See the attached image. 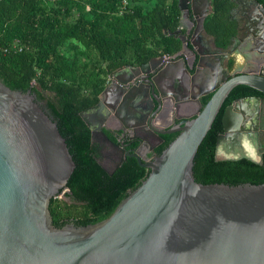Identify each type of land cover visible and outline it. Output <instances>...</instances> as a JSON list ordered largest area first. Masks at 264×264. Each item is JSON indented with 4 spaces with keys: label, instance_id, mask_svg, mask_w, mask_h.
I'll return each mask as SVG.
<instances>
[{
    "label": "water",
    "instance_id": "water-1",
    "mask_svg": "<svg viewBox=\"0 0 264 264\" xmlns=\"http://www.w3.org/2000/svg\"><path fill=\"white\" fill-rule=\"evenodd\" d=\"M190 2L179 0L181 23L189 19ZM254 7L264 16L258 0ZM261 46L264 53V41ZM184 48L196 61V45ZM176 56L159 58L168 62L165 74L194 78L188 67L193 69L195 61ZM258 70L234 72L210 90L186 94L183 100L200 103L212 92L195 114L156 131L178 134L154 159L143 162L141 150L130 154L149 169L141 184L104 220L61 227L54 225L49 206L76 167L66 138L31 89H12L0 79V264H264V183H202L194 174L197 151L231 90L244 84L264 93V71ZM151 80L158 111L164 91ZM194 85L192 80V90ZM260 118L264 100L260 107L249 100L228 106L216 158L261 163Z\"/></svg>",
    "mask_w": 264,
    "mask_h": 264
},
{
    "label": "trees",
    "instance_id": "trees-1",
    "mask_svg": "<svg viewBox=\"0 0 264 264\" xmlns=\"http://www.w3.org/2000/svg\"><path fill=\"white\" fill-rule=\"evenodd\" d=\"M126 1L0 0V79L12 89H31L43 102L76 163L59 193L64 192L71 203L59 194L50 202L53 223L58 227L70 221L84 226L104 220L149 173L129 157L114 172H108L100 162L101 145L93 140L82 115L97 104L115 68L144 63L177 48L168 31L179 22V0H148L150 7ZM258 2L264 6V0ZM232 7L231 0H212L206 20L207 30L222 46H227L237 31L230 16ZM69 41L87 59L81 66L62 50ZM235 90L238 93L227 97L195 156L194 174L202 183H264V153L261 163L248 158H216L225 105L253 89L238 85ZM210 97H204V105ZM171 139L167 137L159 153ZM79 205L83 209L78 211L80 216L67 212Z\"/></svg>",
    "mask_w": 264,
    "mask_h": 264
},
{
    "label": "flooded vegetation",
    "instance_id": "flooded-vegetation-1",
    "mask_svg": "<svg viewBox=\"0 0 264 264\" xmlns=\"http://www.w3.org/2000/svg\"><path fill=\"white\" fill-rule=\"evenodd\" d=\"M209 1L191 0L192 10L189 19L181 23L179 18L177 26L169 29L168 35L173 37L177 44V48L172 53L155 56L144 63L115 68L109 74L97 104L82 112L92 130L93 140L101 145L100 162L108 172H114L128 157L136 159L130 154L138 150L143 154V162L154 159L160 154L159 147L167 137L172 138V141L178 134L175 132L162 134L156 131L168 130L173 125L177 126L182 121V116L195 114L200 103L203 104L204 97L212 95V92L203 95L200 103L183 100L186 94L192 95L194 92L210 90L216 84H221L223 79L233 77L234 72L239 74L244 69L257 67L258 72L264 71V53L258 51L264 41L262 37L264 16L255 12V0H237L239 4L231 0L233 7L230 16L236 23L237 31L230 38L227 46H222L207 30L206 20L212 12L211 9L208 13ZM184 44L186 48H193V45H196L199 52L196 61L195 56L188 50L186 54ZM171 55H177V59L186 55L192 62L195 61L193 69L188 67L194 78L186 76L183 72L165 74L168 62L159 58L161 56L168 58ZM200 59L202 60L199 63ZM148 70L151 71V75L147 73ZM118 78L126 79L127 84L119 85ZM152 78H155L159 88L164 91V104L158 111L157 105L153 107V98L150 95ZM192 80L195 81L193 90L190 88ZM233 89L229 95L238 93ZM252 89L248 94L235 97L225 105V109L236 104L241 106L245 100L252 101L260 107L264 93ZM256 125L260 132L259 149L263 150V157L264 118H260ZM139 137H142L143 141H140Z\"/></svg>",
    "mask_w": 264,
    "mask_h": 264
},
{
    "label": "rangeland",
    "instance_id": "rangeland-1",
    "mask_svg": "<svg viewBox=\"0 0 264 264\" xmlns=\"http://www.w3.org/2000/svg\"><path fill=\"white\" fill-rule=\"evenodd\" d=\"M131 4L141 5L143 7H148V6L150 7L151 6V3L148 0H131ZM87 8L89 9V6ZM62 50L66 54L71 55L70 57L80 66L87 60L85 56H81L77 53L76 48H72V43L70 41H69V43H65L62 46ZM60 198L66 199V201H68V203H71L70 199L66 198L64 196V194L62 196H60ZM59 203H60V205H62L61 202H59ZM79 210H83L80 205L77 207V209H71V210H68L67 212L70 214H73V212H75L74 215L80 216L81 214L78 213Z\"/></svg>",
    "mask_w": 264,
    "mask_h": 264
},
{
    "label": "built area",
    "instance_id": "built-area-1",
    "mask_svg": "<svg viewBox=\"0 0 264 264\" xmlns=\"http://www.w3.org/2000/svg\"><path fill=\"white\" fill-rule=\"evenodd\" d=\"M127 1L126 0H124V3H126Z\"/></svg>",
    "mask_w": 264,
    "mask_h": 264
}]
</instances>
